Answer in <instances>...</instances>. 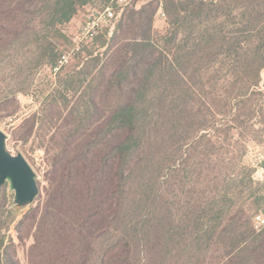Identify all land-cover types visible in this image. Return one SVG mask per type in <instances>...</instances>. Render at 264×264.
<instances>
[{
    "label": "trees",
    "instance_id": "16d2710c",
    "mask_svg": "<svg viewBox=\"0 0 264 264\" xmlns=\"http://www.w3.org/2000/svg\"><path fill=\"white\" fill-rule=\"evenodd\" d=\"M94 1L0 2V55L55 65L65 52L59 42L72 45L64 25ZM144 2L117 21L109 39L120 41L117 66L103 85L92 83L101 72L90 80L74 65L50 94L59 116L79 91L81 101L64 118L69 132L57 136L39 203L18 217L13 200L0 197V264H21L18 250L29 243V264H194L211 245L229 262L264 264V229H254L251 207L227 189L197 199L194 217L186 195L178 222L175 184L188 175L186 152L229 148L234 130L242 138L255 121L264 130V0ZM160 8L172 27L163 47L152 41Z\"/></svg>",
    "mask_w": 264,
    "mask_h": 264
},
{
    "label": "rangeland",
    "instance_id": "374dc122",
    "mask_svg": "<svg viewBox=\"0 0 264 264\" xmlns=\"http://www.w3.org/2000/svg\"><path fill=\"white\" fill-rule=\"evenodd\" d=\"M3 1L0 0V2ZM127 1L128 4H133L137 9L145 3V0ZM127 5L122 10H120L121 8L118 5L116 7L122 14L123 11H126ZM103 8V3L96 0L81 9L69 23L64 25L68 37L74 35L82 27L91 13ZM171 32L172 27L168 19L157 12L153 26L152 41L159 47H163L165 36L171 35ZM110 37L111 35L106 33L101 38L95 37L84 43L81 50L76 52L69 63L56 74L51 71L50 64L37 68H32L27 64H20L22 59L23 61L25 59L22 52L19 55L10 53L0 55V128L7 134V149L14 154L22 153L35 169L43 196L47 185L46 173L49 162L60 145V139L57 136L63 132H69V126L64 118L68 111L81 101V91H79L75 96L69 97V103H67L63 115L59 116V114H55V110H52L49 105L50 94L58 87L59 79L65 78L68 69L74 65L77 66L75 68L77 71L84 69L85 72H89L88 77L90 80L94 75H99V72H101L99 79L92 80L93 87H99L102 82L106 81L117 66L118 58L115 56V51L120 44L119 41V44L114 43L111 46ZM105 40L108 42L107 44L104 43ZM59 45L63 51H68L72 46L67 39H63L59 42ZM79 61L80 63H78ZM115 101L116 99L111 97L107 101L105 100L106 108L108 109L110 106L112 108ZM254 125L255 132H249L242 138L234 130L232 146L229 148L218 144L214 151L209 152L205 151L203 145H200L186 152L188 161H186L185 168L188 171V175L182 178L178 174L175 180L178 222H181L184 217L185 208L182 207L185 205L184 197L186 195L193 207L191 215L197 217L198 212L194 210L197 199L214 196V194L221 196L227 189L230 193L229 197H232L238 205L245 203L246 207H251L250 211L247 212L249 217H251V221L256 212L264 211V202L257 206L258 208L251 204L255 197L264 196V179H256L255 169L250 165V153L257 148H264V130H261L263 126L258 121H255ZM203 142L204 139L202 140ZM186 148L187 145L184 149ZM246 168L253 169L252 181L248 177ZM231 179L234 181L232 186L228 188L226 183ZM242 179H244V182H242ZM0 197H7V199H11L14 202V192L9 189L7 183L0 188ZM39 201V196H37L31 205L22 208L14 203L19 209L17 211L18 217H21L28 209L37 205ZM233 216H235V212L230 214L229 217H225L223 225H227ZM245 219L243 218L242 221L244 222ZM203 220L206 221L205 219ZM262 230H256V232H261ZM13 233L15 232L13 231ZM28 245L20 247L18 250L21 264H29ZM216 247L220 248V246L211 245L207 251H201L200 259L192 262L194 264L242 263L240 257L229 262L225 257L218 254ZM178 262V264H181L180 260Z\"/></svg>",
    "mask_w": 264,
    "mask_h": 264
},
{
    "label": "built area",
    "instance_id": "2783aa9c",
    "mask_svg": "<svg viewBox=\"0 0 264 264\" xmlns=\"http://www.w3.org/2000/svg\"><path fill=\"white\" fill-rule=\"evenodd\" d=\"M127 4V0H110L102 10L91 13L82 27L70 37L71 48L60 56L55 65L51 66V71L55 74L58 73L69 63L71 57L81 50L84 43L97 35L106 33L112 35L121 15V11H118L116 6L118 5L122 10ZM158 13L165 18L161 8ZM250 165L255 169V178L264 179V148H257L250 153ZM252 223L255 230H262L264 228V211L256 212L252 217Z\"/></svg>",
    "mask_w": 264,
    "mask_h": 264
},
{
    "label": "water",
    "instance_id": "95a60500",
    "mask_svg": "<svg viewBox=\"0 0 264 264\" xmlns=\"http://www.w3.org/2000/svg\"><path fill=\"white\" fill-rule=\"evenodd\" d=\"M7 134L0 128V188L8 184L14 203L22 208L31 205L39 194L37 173L22 153L7 149Z\"/></svg>",
    "mask_w": 264,
    "mask_h": 264
}]
</instances>
